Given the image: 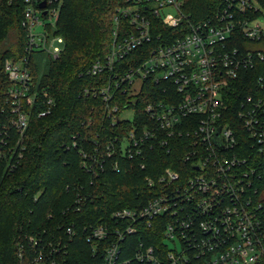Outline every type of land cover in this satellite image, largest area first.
Returning a JSON list of instances; mask_svg holds the SVG:
<instances>
[{
  "label": "built area",
  "instance_id": "1",
  "mask_svg": "<svg viewBox=\"0 0 264 264\" xmlns=\"http://www.w3.org/2000/svg\"><path fill=\"white\" fill-rule=\"evenodd\" d=\"M17 1L23 51L3 62L16 147L6 129L0 132L10 169L24 149L18 142L31 111L42 116L54 104L33 76L32 54L57 56L63 46L53 41L64 40L54 28L65 0ZM251 69L258 72L251 76ZM82 74L92 83L81 93L99 97L119 130L91 152L78 148L86 170H104L114 154V170L146 169L155 147L171 159L143 175L144 201L82 225L101 264H264V0H215L197 18L183 0H123L112 15L108 50ZM143 90L152 94L138 108ZM74 226L67 225L70 234ZM53 251L41 244L34 264H61Z\"/></svg>",
  "mask_w": 264,
  "mask_h": 264
},
{
  "label": "trees",
  "instance_id": "2",
  "mask_svg": "<svg viewBox=\"0 0 264 264\" xmlns=\"http://www.w3.org/2000/svg\"><path fill=\"white\" fill-rule=\"evenodd\" d=\"M122 2L65 0L54 28L63 36V47L57 56L40 54L41 60L33 64L34 78L48 89L54 104L42 116L31 111L25 134L18 142L24 149L15 167L8 168L11 153L7 149L0 155V264H34L33 255L41 244L54 248L61 264H101V253L92 250L82 225L107 219L115 207L144 201L149 191L143 175L169 164L170 157L155 147L146 169L114 170V154L104 159V170L89 172L78 152V148L93 151L95 141L104 146L119 133L118 123H111L104 115L99 97L81 93L82 86L92 83V79L79 74L95 56L108 50L112 15ZM214 3L215 0H183V10L197 18L210 11ZM10 32L13 39L7 43ZM23 43L18 1L0 0V107H4L0 111V132L6 129L15 147L18 133L9 122L11 112L5 101L9 79L3 62L20 55ZM249 72L253 76L258 70ZM246 82L237 83L240 93ZM151 94L143 90L137 107L141 108ZM127 97L122 95L121 100ZM78 196L83 197V207L74 210L71 205ZM71 223L75 224L72 234L67 231ZM127 239L130 236L124 241Z\"/></svg>",
  "mask_w": 264,
  "mask_h": 264
},
{
  "label": "rangeland",
  "instance_id": "3",
  "mask_svg": "<svg viewBox=\"0 0 264 264\" xmlns=\"http://www.w3.org/2000/svg\"><path fill=\"white\" fill-rule=\"evenodd\" d=\"M12 39H13V33L10 32L7 43L11 42ZM53 45L58 46L59 48H61L63 46L62 42H59L58 40H54ZM40 54L43 55V52H33L32 59H31L32 64H35L41 60V58H39ZM131 112H132L131 109H127V110L123 111V115H130Z\"/></svg>",
  "mask_w": 264,
  "mask_h": 264
},
{
  "label": "water",
  "instance_id": "4",
  "mask_svg": "<svg viewBox=\"0 0 264 264\" xmlns=\"http://www.w3.org/2000/svg\"><path fill=\"white\" fill-rule=\"evenodd\" d=\"M41 5H43V4H41Z\"/></svg>",
  "mask_w": 264,
  "mask_h": 264
}]
</instances>
